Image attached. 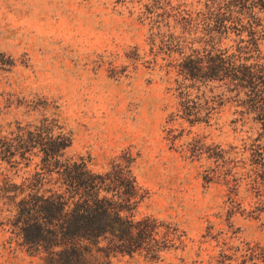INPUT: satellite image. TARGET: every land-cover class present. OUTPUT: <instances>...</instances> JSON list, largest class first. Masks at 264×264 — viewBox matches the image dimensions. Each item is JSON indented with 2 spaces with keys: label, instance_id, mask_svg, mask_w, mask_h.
<instances>
[{
  "label": "rangeland",
  "instance_id": "1",
  "mask_svg": "<svg viewBox=\"0 0 264 264\" xmlns=\"http://www.w3.org/2000/svg\"><path fill=\"white\" fill-rule=\"evenodd\" d=\"M251 26L264 52L257 0H0V189L43 165L38 143L7 158L19 134L62 133L64 156L92 172L128 164L134 218L166 235L155 256L112 264H264V92L252 106L228 79L178 66L210 52L254 63ZM3 195L0 264H42L19 248Z\"/></svg>",
  "mask_w": 264,
  "mask_h": 264
},
{
  "label": "trees",
  "instance_id": "2",
  "mask_svg": "<svg viewBox=\"0 0 264 264\" xmlns=\"http://www.w3.org/2000/svg\"><path fill=\"white\" fill-rule=\"evenodd\" d=\"M236 1L242 4L247 0ZM257 1L264 8V0ZM254 33L251 26L249 35L258 51L254 63L244 56L236 62L210 52L202 57H182L179 70L203 83L228 79L227 87L237 96L242 90V100L250 97L253 106L264 92V52ZM184 110L188 118L195 114L187 104ZM46 135L49 142H41V132L19 134L17 148L21 150L7 156L15 158L17 166L21 160H30L26 153L34 144H40L43 153V165L33 177L0 189L10 194L1 197L7 199L3 202L7 224L19 248L42 264H112L118 255L143 250L155 256L157 241H165L166 235L156 238L159 233L151 219L134 218L142 195L129 165L124 169L116 164L105 172H92L84 161L64 156L70 136Z\"/></svg>",
  "mask_w": 264,
  "mask_h": 264
}]
</instances>
